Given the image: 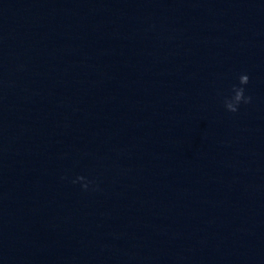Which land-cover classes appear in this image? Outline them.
<instances>
[{
  "label": "clouds",
  "instance_id": "1",
  "mask_svg": "<svg viewBox=\"0 0 264 264\" xmlns=\"http://www.w3.org/2000/svg\"><path fill=\"white\" fill-rule=\"evenodd\" d=\"M250 82V77L246 73H242L238 77V85H232L230 97H225L223 100V106L226 111L231 113H236L239 111L241 104H250L252 102V97L250 95H245V86ZM78 181H83L82 188L88 190L89 185L94 183L93 181H86L85 177L79 176L77 180L73 181L76 183Z\"/></svg>",
  "mask_w": 264,
  "mask_h": 264
}]
</instances>
